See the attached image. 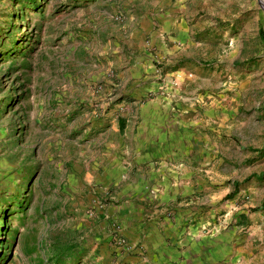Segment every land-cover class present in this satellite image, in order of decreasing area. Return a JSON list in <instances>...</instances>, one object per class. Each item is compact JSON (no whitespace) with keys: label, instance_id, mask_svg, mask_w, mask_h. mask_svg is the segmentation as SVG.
Masks as SVG:
<instances>
[{"label":"rangeland","instance_id":"1","mask_svg":"<svg viewBox=\"0 0 264 264\" xmlns=\"http://www.w3.org/2000/svg\"><path fill=\"white\" fill-rule=\"evenodd\" d=\"M168 8L179 32L152 42ZM144 48L146 81L164 83L147 96L188 97L248 193L222 227H264V0H0V264H50L59 251L64 264H166L119 243L120 223L91 197L111 119L145 85L127 78ZM246 245L221 264H264V233Z\"/></svg>","mask_w":264,"mask_h":264},{"label":"crops","instance_id":"2","mask_svg":"<svg viewBox=\"0 0 264 264\" xmlns=\"http://www.w3.org/2000/svg\"><path fill=\"white\" fill-rule=\"evenodd\" d=\"M172 12L168 8L161 13L162 26L152 42L160 39L158 31L162 29L174 36L179 32ZM138 53L135 61L144 59L142 67H130L127 78L136 84L141 77L145 85L137 96L122 98L130 109L111 119V138L93 161L97 172L95 188L91 189L98 196L91 197L100 204L104 219L120 223L118 232L127 239L129 249L137 245L136 251L144 249L152 260L159 257L166 264H202L204 257L207 264H221L229 254L233 258L243 256L246 244H252L257 233H264V227L248 221L243 227L248 231L246 237L238 226L225 230L221 221L227 223L233 215L244 212L246 204L241 200L248 193L237 190L234 179L229 182L226 161L204 129L203 118L188 112V97L178 95L176 100L182 105L174 106L169 98L147 96L148 91L158 90L164 83L146 81L153 78L147 75L151 72L149 52L144 48ZM132 55L126 54L128 59ZM119 75L122 79L124 71ZM102 195L108 204L100 202ZM228 195L232 198L224 199ZM107 232L106 239H112V230Z\"/></svg>","mask_w":264,"mask_h":264},{"label":"trees","instance_id":"3","mask_svg":"<svg viewBox=\"0 0 264 264\" xmlns=\"http://www.w3.org/2000/svg\"><path fill=\"white\" fill-rule=\"evenodd\" d=\"M259 31H260V34L262 35L263 30L260 29ZM11 32H12V27L10 28L7 36H10L11 35ZM62 259H64V253H63V251H61V252L59 251L58 253H56L55 255H53V258L50 260L49 263L50 264H64L63 261H62Z\"/></svg>","mask_w":264,"mask_h":264},{"label":"built area","instance_id":"4","mask_svg":"<svg viewBox=\"0 0 264 264\" xmlns=\"http://www.w3.org/2000/svg\"><path fill=\"white\" fill-rule=\"evenodd\" d=\"M119 243H125L124 239L123 238H120L118 239Z\"/></svg>","mask_w":264,"mask_h":264}]
</instances>
